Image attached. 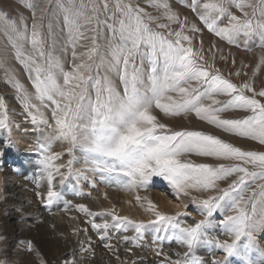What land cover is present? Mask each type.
<instances>
[{
    "label": "snow or ice",
    "instance_id": "6c2138e0",
    "mask_svg": "<svg viewBox=\"0 0 264 264\" xmlns=\"http://www.w3.org/2000/svg\"><path fill=\"white\" fill-rule=\"evenodd\" d=\"M49 3H29L31 23L20 17L18 23L8 26L16 59L28 71L34 91L5 68L25 108L35 109L32 121L48 129L35 150L39 174L34 182L37 188L45 184V190L35 193L40 203L51 208L62 199L57 177L61 188L74 179L77 195H82L79 182L90 180L84 170L73 169L72 159L58 163L63 153L53 152L52 146L66 143L70 156L75 158L73 154L78 152L91 165L92 173L110 183L140 187L153 177H163L177 198H187L197 207L201 218L185 223L180 219L183 211L168 214L147 201L146 211L154 217L147 223L170 231L168 239L186 249L175 252L176 259L163 254L160 264H207L195 256L197 245L202 243L224 253L210 264H230V258L239 259L241 264H264V248L254 236L257 222L253 220L257 202L264 203V151L243 150L205 131L174 130L158 115L194 113L225 133L264 145V87L257 90L251 78L238 84L223 75L214 64L216 53L222 50L215 42L205 49L203 40L194 47L195 36L191 34L200 29L187 17L181 18L170 0H66L60 5L71 45L72 62L66 67L46 49L44 20ZM190 8L209 33L228 44L239 47L243 38L247 48L248 41L257 35L264 41V0H190ZM258 10L260 19L256 18ZM259 47L264 49V43ZM219 58L227 59L222 54ZM261 67L264 52L253 77ZM113 71L122 89L110 79L108 73ZM241 74L240 70L229 73ZM49 107L50 119L41 111ZM233 110L247 115L221 117V113ZM8 126L4 113L0 129ZM193 156L214 162H196ZM91 183L95 187V181ZM140 199L136 197L137 202ZM182 207L187 208L188 203ZM75 208L88 217H111V221L105 218L100 223L89 221L98 232L110 228L126 231L131 226L139 233L145 227L143 221L117 215L115 209L93 212L83 203ZM213 226L224 238L208 235ZM3 239L0 236V241ZM79 243L83 248L85 241ZM104 246L115 252L111 244ZM18 247L33 254L37 264H48L32 240H21ZM0 264L7 261L0 260ZM65 264H77L75 254L73 259L65 258Z\"/></svg>",
    "mask_w": 264,
    "mask_h": 264
},
{
    "label": "rangeland",
    "instance_id": "374dc122",
    "mask_svg": "<svg viewBox=\"0 0 264 264\" xmlns=\"http://www.w3.org/2000/svg\"><path fill=\"white\" fill-rule=\"evenodd\" d=\"M13 1L17 3L20 0ZM13 1L12 3H14ZM186 1L190 6V0ZM85 2L87 1L85 0ZM175 2L183 5V0H176ZM40 3H43V0ZM142 6L147 7L146 5ZM233 10L235 11V9ZM0 15L6 20H13L14 17L13 13L4 7L0 8ZM260 16L259 11L256 18L260 19ZM196 19L192 20L191 23L196 24L197 21V27L202 30L204 25L202 26L201 22ZM198 22L201 26L198 25ZM203 30L208 31L206 27ZM215 39L222 44L230 45L218 37ZM242 43L244 44L243 39ZM261 43L264 41H261L257 35L248 41L247 48L243 47L241 43H239V47L233 46V44L232 46L237 49L243 47L244 50H247L250 53V56L248 53L247 57H253V62L257 65L256 57L259 59V54H256L254 50H263L262 52H264V49L259 47ZM82 51H84L83 48ZM214 64L223 75L232 79L234 83H241L251 77L257 90L264 87L261 73L257 77H253L252 73L243 77V69L226 66L218 58L215 59ZM144 70L149 71L146 59L144 60ZM237 70L242 72L240 77L229 75V73H234ZM112 81L122 89L119 77L116 82L114 79ZM16 98L17 93L9 88L5 77L0 76V105H2L0 118H3V114L6 113L9 123L8 128L0 129V188L4 189L3 192H0V196H3V199H0V236L4 237L0 241V260L7 261V264H37L33 254L18 247L21 240H32L48 264H65V258L73 259V254H75L77 264H160L163 254H168L176 259L175 252L182 253L186 250L173 240L168 239L172 235L170 231H166L160 225L147 223L150 219H154L152 213L146 211L147 201L151 200L158 210L168 214L183 211L185 215L180 219L185 223H192L194 219L201 218L195 205L189 203L187 198H177L163 177H153L146 186L140 187H129L123 183H110L104 180L100 174L92 173L89 170L91 165L85 163L78 152L73 154L75 158L70 156L67 152L68 145L66 143L57 142L52 146L53 152L63 153L58 163L66 164L69 159H72L73 169L84 170L90 180L79 182L78 189L82 195H77L74 179L61 188L58 184L59 177H57V189L62 192V199L54 203L51 208L41 204L35 193L45 190V184L42 183L41 187L37 188L34 182L35 176L39 174L36 164L38 156L35 150L38 143L47 135L48 129L45 125H36ZM233 113L240 115L242 111L224 112L221 113V117L224 119L233 118ZM229 114L233 116H229ZM16 120L17 122H15ZM174 130H180V128L176 127ZM66 170V168L62 169V171ZM91 181H95V187ZM137 196L141 198L139 202L136 200ZM66 202H68L67 207ZM80 203L87 205L93 212L115 209L117 215L127 216L134 221H143L145 227L139 233L131 226L126 231L123 228H110L106 232L103 230L98 232L92 229L89 221L94 220V222L100 223L105 218L111 221V217H88L76 210L75 205ZM185 203H188L187 208L182 207ZM84 229L87 231H83ZM256 231L254 236L257 243L261 248H264V230ZM208 235L224 238L220 229L215 226L208 229ZM125 237L128 239H124ZM80 241H85L83 248L79 243ZM105 244H111L115 252L105 248ZM157 252H161L162 255L158 256ZM223 255L222 250L212 249L203 243L197 245L195 249L196 258L206 261L207 264H210L213 258L220 259ZM230 264H241V262L237 258H230Z\"/></svg>",
    "mask_w": 264,
    "mask_h": 264
},
{
    "label": "bare ground",
    "instance_id": "6f19581e",
    "mask_svg": "<svg viewBox=\"0 0 264 264\" xmlns=\"http://www.w3.org/2000/svg\"><path fill=\"white\" fill-rule=\"evenodd\" d=\"M12 1L13 0H0V8L4 7L7 10L9 9V11H11V13H13V15H14V17L12 18L13 20L3 19L0 15V76L5 77V79L7 80V84L9 85V88H11L13 91H15L17 93L16 89L12 85V80L10 79L9 76H6V74H5V68L9 69L11 73H14L15 78L18 79L21 83H23L28 88V90L31 92L34 90L32 89L31 82L29 81V73L26 70L24 64L16 59V50L13 48V41L11 40V34L8 30V26L12 22L18 23L20 17H24L26 20H28V22L30 24L31 23L32 10L27 5L29 3L36 2V0H20L17 3H15L14 1H13L14 3H12ZM175 1L176 0H170L171 7L176 13H178L180 15L181 18L187 17L190 23L192 20H195V18H197L195 16V14L192 13L190 6L188 5L186 0H183V5H180V4L176 3ZM39 2H42V0H39ZM77 2H79V0H77ZM62 3H66V0H54V1H50V3L48 4V10L46 13L47 17H45L46 21L44 22V25H45L44 31H45V35H46V49L48 52H50L52 54L53 57H55V58L61 60L63 63H65L66 67H70L71 62H72L71 45L67 43V31L63 27V19H62L63 10L60 7V5ZM257 13H259V10L257 11ZM110 15H111V13H110ZM196 24H197V21H196ZM201 24L199 23L198 25L201 26ZM48 25H51V32L50 33H48ZM202 26H203V24H202ZM198 28H200V27H198ZM203 28L205 29V26L202 27V30H203ZM202 30H200L201 32L199 31L195 34L190 33L191 35L195 36V39L193 41L194 47H198L201 40H203V42H204L205 49H207L211 43L215 42L217 47L222 50V52L216 53V58H218V60L223 62V64H225L226 66L228 65V66H233V68L236 67L239 69H243L244 70L243 73L246 72L248 75H251V73H253V69L255 68L256 63L253 62L254 61L253 57H247V54L249 52L247 50H244V48H243L245 46L242 43L243 38L239 41V43L243 44V47L241 46L242 48L237 49V48H234L233 47L234 45L232 46V44H230L229 46L222 44V42H220L219 40L217 41L215 39L216 36L214 34L211 35L212 33H209L208 31L206 32L204 30L202 31ZM99 43L103 46L105 44L104 39H101L99 41ZM77 51H82V48H78ZM262 51L263 50H254V52H256V54H259V55L261 54L260 52H262ZM221 54L224 55L225 57H227V59L221 60L219 58ZM249 56H250V53H249ZM256 59L259 61V59L257 57H256ZM233 60H235L234 64L232 63ZM243 65H248V67H242ZM145 72H147V71L145 70ZM259 73L262 74L261 77H262V81L264 82V67H261L260 71L255 75V77H257ZM100 74L104 75L103 69H101ZM108 75H109L111 80L114 79L115 82L117 81L118 76L116 75V73L114 71L109 72ZM243 77H244V75H243ZM259 79H260V77H259ZM256 81H257V79H256ZM257 84H258V82H257ZM5 85H6V81H5ZM257 86H259V85H257ZM117 88H119V86H117ZM16 100L18 101V103L25 109V111L31 117L33 114H35V109L29 110V109L25 108V106L22 103L18 93H17ZM41 111L44 112V115L46 118L50 119V117H51V108L50 107L47 109L42 108ZM234 112H237V111H234ZM10 115H11V112H10ZM158 115L161 118V120L163 122L169 124L171 128L175 127L174 129H176V127H177L180 129H188V130L201 129V130H204L205 132H209L211 134L217 135V136L221 137L222 139H224L230 143H233L235 146L241 147L243 150L264 151V145H260L258 142L252 141L250 139L237 137V136H234L230 133H225L221 129H218V128L214 127L213 125H209L205 121L200 120L199 118H197L195 116L194 113H189L187 115H181V116H176V117H166L162 113H158ZM233 115H234L233 118H227L228 116L225 118H227V119L240 118V117L247 115V113L243 114V112H242V114H240V115H235L233 113ZM233 115L229 114V116H233ZM15 122H17V120ZM19 123H21V122H19ZM35 124L38 126H43V124H40L39 122H36ZM29 125H30V123H29ZM17 128H19V127H17ZM16 130H18V129H16ZM191 159L195 160L196 162H214L210 158H202V157H196V156L191 157ZM205 195H207V194H205ZM253 220L255 222H257L258 229H256L257 230L256 232L263 231L264 230V203H261L259 201L257 202L255 212H254V216H253Z\"/></svg>",
    "mask_w": 264,
    "mask_h": 264
}]
</instances>
